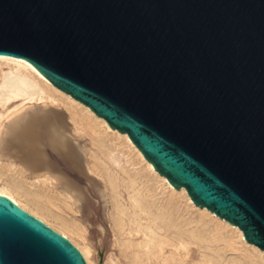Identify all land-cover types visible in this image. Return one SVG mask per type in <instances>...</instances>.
<instances>
[{
    "label": "water",
    "instance_id": "1",
    "mask_svg": "<svg viewBox=\"0 0 264 264\" xmlns=\"http://www.w3.org/2000/svg\"><path fill=\"white\" fill-rule=\"evenodd\" d=\"M0 55L128 134L264 250V0H0ZM0 264H88L0 195Z\"/></svg>",
    "mask_w": 264,
    "mask_h": 264
},
{
    "label": "bare ground",
    "instance_id": "2",
    "mask_svg": "<svg viewBox=\"0 0 264 264\" xmlns=\"http://www.w3.org/2000/svg\"><path fill=\"white\" fill-rule=\"evenodd\" d=\"M8 59L23 62L41 81L32 86L29 102L15 106L11 104L24 93L28 94L22 89L23 82L4 86L0 82V111L6 109L0 117V157L6 160L7 170L18 171L20 176L19 180L9 183L12 194L3 191L0 195L11 198L70 241L67 233L45 217L78 234L89 245H93V233L98 231L102 238L112 233L113 256L123 264H189L181 255L185 253L191 260L197 250L190 248L184 252V239L186 234L196 237V230L186 233L178 215L171 216L164 205L147 196H139L141 192L133 183V160L127 159L123 163L119 145L103 136L97 126L104 124L124 137L159 181L168 184L173 192L186 194L193 205L198 206L186 188H176L147 160L128 134L112 128L89 107L60 90L34 64L0 55V60ZM2 71L0 68V73ZM56 94L62 97L58 99ZM68 104L82 106L86 117L78 120L72 116ZM15 194L21 195L27 204ZM199 209L203 214L217 218L219 225L237 230L240 238L264 258V250L250 244L239 227L208 208ZM100 217L103 221L97 230L92 218L100 221ZM138 239L143 240L137 242ZM73 243L88 263L94 264L83 249ZM171 250L170 255H166ZM198 264L220 263L205 257Z\"/></svg>",
    "mask_w": 264,
    "mask_h": 264
},
{
    "label": "rangeland",
    "instance_id": "3",
    "mask_svg": "<svg viewBox=\"0 0 264 264\" xmlns=\"http://www.w3.org/2000/svg\"><path fill=\"white\" fill-rule=\"evenodd\" d=\"M0 68L3 69L2 73H0V82L2 86L17 84L22 81L24 85H22V89L28 93H24L19 97L20 99L18 98L19 100L17 99L11 106L18 105L23 101L29 102L28 95L33 93L32 86L40 82L41 78L25 67L23 62L19 63L12 59L0 60ZM3 91H5L4 88ZM55 97L59 99L62 96L56 94ZM68 105L72 116L78 120L82 117H86V111L83 110L82 106ZM4 113H6V109L2 108L0 117ZM97 129L103 136L119 145L120 150L123 152H117L123 163L126 162L127 159L133 160V183L136 190L141 192L139 196H147L156 203L158 202L164 205L171 216L178 215L186 233L196 230V237H190L186 234L184 239V249H186L184 252L193 248L197 250L195 256L193 259L189 260L187 256H185V253H183L181 255L182 260L185 259L189 264H198L205 257H208V259H213L220 264H264V258L240 238L237 230L230 226L219 225L217 218L212 215L203 214L202 210L199 209L200 207L194 206L186 194L173 192L168 184L164 181H159L156 174L148 167L146 161L138 155L137 150H135L124 137H120L118 134L112 132L104 124L98 125ZM5 161V159L0 157V192L4 191L12 194L11 189L8 188L9 183L14 182L16 179L19 180L20 176L18 171L14 172L9 168L7 170V166L4 163ZM82 184L85 185L86 183L82 182ZM15 195L23 204H27L26 200L21 197V195ZM45 218L49 223L67 233L71 240L83 249L94 264H123L117 260L116 256H113L115 250L111 244L113 238L112 233H109V235L104 238L101 237L98 231L93 233V245H89L80 238L78 234L63 229L51 218ZM92 219L94 222L93 227L98 230V225L103 221L102 217H100V221H95L94 218ZM144 223L146 224L148 221H144ZM165 237L170 239V236L165 235ZM142 240L143 239H138L136 241L141 242ZM171 252L172 250L168 251L166 255L169 256ZM83 256L85 257L84 254ZM85 259L87 261L86 257Z\"/></svg>",
    "mask_w": 264,
    "mask_h": 264
}]
</instances>
